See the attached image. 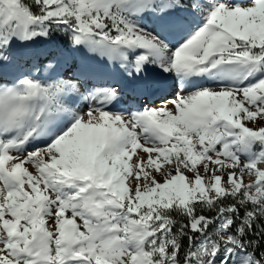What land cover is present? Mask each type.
<instances>
[{
	"label": "snow or ice",
	"instance_id": "obj_1",
	"mask_svg": "<svg viewBox=\"0 0 264 264\" xmlns=\"http://www.w3.org/2000/svg\"><path fill=\"white\" fill-rule=\"evenodd\" d=\"M0 264H264V0H0Z\"/></svg>",
	"mask_w": 264,
	"mask_h": 264
},
{
	"label": "bare ground",
	"instance_id": "obj_2",
	"mask_svg": "<svg viewBox=\"0 0 264 264\" xmlns=\"http://www.w3.org/2000/svg\"><path fill=\"white\" fill-rule=\"evenodd\" d=\"M37 49H41L45 52L44 47L42 45L36 46ZM84 53V52H83ZM85 57V53H84ZM83 57V58H84ZM42 58V56H41ZM40 58V59H41ZM59 64L57 68V72L62 74L65 78H70L75 75L77 68L81 61H79L77 58L73 59V57L68 53L66 57H57ZM95 63V61H93ZM44 77H47L49 75H55V73H50L48 71H43ZM143 102V98L136 96L135 94L131 93V95H124L123 100L121 101V106H131L134 104H139Z\"/></svg>",
	"mask_w": 264,
	"mask_h": 264
},
{
	"label": "rangeland",
	"instance_id": "obj_3",
	"mask_svg": "<svg viewBox=\"0 0 264 264\" xmlns=\"http://www.w3.org/2000/svg\"><path fill=\"white\" fill-rule=\"evenodd\" d=\"M60 43L59 41H56V42H51V43H46V44H43L42 47L46 48L45 49V52L49 55H55L56 51H57V47L56 45ZM41 46V45H40ZM69 54L73 57V59L76 58V53H71L69 52ZM60 58V57H59ZM41 62L42 63H47V60L44 59V57L42 56L41 58Z\"/></svg>",
	"mask_w": 264,
	"mask_h": 264
}]
</instances>
